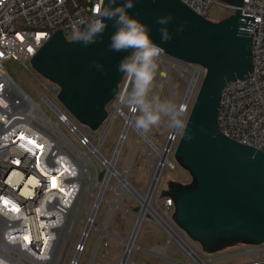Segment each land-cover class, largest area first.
<instances>
[{
  "label": "built area",
  "instance_id": "obj_1",
  "mask_svg": "<svg viewBox=\"0 0 264 264\" xmlns=\"http://www.w3.org/2000/svg\"><path fill=\"white\" fill-rule=\"evenodd\" d=\"M179 1L205 19L215 4H221L231 13L234 11L230 0ZM100 3L101 0H0V264H79L89 234L96 230V214L89 225L92 206L84 216L88 198L80 207L81 195L76 201L81 184L73 157L93 146L90 139L49 98L47 93L53 94L58 89L54 82L45 84L44 91L34 101L8 75L5 64L15 60L26 66L56 30L60 29L65 36L74 33L73 26L81 28V21L87 23L95 19L93 10ZM241 14L254 18V27L249 31L252 33V70L241 79L225 83L220 95L217 126L229 139L264 154V0H243ZM173 59L185 65L184 78L196 73L192 94L184 102V93L180 102L186 113L205 69L200 64ZM42 105L54 119L42 110ZM62 126L74 136L77 145L62 131ZM168 137L171 141L169 154L177 132ZM61 138L65 140L59 144ZM92 157L83 167L88 176ZM43 170H51L65 192L52 189ZM60 200L69 206L61 207ZM163 205L169 209L173 200L166 199ZM81 225L83 228L75 238ZM102 237L98 236L96 250ZM170 240L190 257L187 263L172 259L173 263L197 264L183 244L168 238V242ZM242 248L237 253L206 260L198 257L209 264L224 256L249 254L250 259L239 264H264V242ZM91 262L89 260L88 264Z\"/></svg>",
  "mask_w": 264,
  "mask_h": 264
},
{
  "label": "water",
  "instance_id": "obj_2",
  "mask_svg": "<svg viewBox=\"0 0 264 264\" xmlns=\"http://www.w3.org/2000/svg\"><path fill=\"white\" fill-rule=\"evenodd\" d=\"M230 2L234 11L218 23L197 15L179 0H133L134 7L127 13L150 27V38L163 53L205 69L175 152L192 181L182 184L167 174L158 197L173 200V219L202 245L218 236H235L246 244L259 245L264 242V154L229 139L217 126L225 83L252 70L249 31L254 18L241 14L243 0ZM123 3L117 0V6ZM169 15L172 21L165 27L173 38L162 43L157 19ZM106 23L103 36L87 47L56 30L29 60L37 72L58 86L62 105L91 127L105 117V107L123 74L117 67L130 54L109 49L115 28L113 21ZM180 25H184L183 32H177ZM83 27L81 24L80 29Z\"/></svg>",
  "mask_w": 264,
  "mask_h": 264
},
{
  "label": "rangeland",
  "instance_id": "obj_3",
  "mask_svg": "<svg viewBox=\"0 0 264 264\" xmlns=\"http://www.w3.org/2000/svg\"><path fill=\"white\" fill-rule=\"evenodd\" d=\"M224 2L225 0H218ZM231 11L224 8L221 4H215V6L210 10L207 15V19L218 23L229 17ZM66 39L72 40L75 37L74 33H67L65 35ZM164 55L168 56L164 53ZM6 71L8 75L13 79V81L26 93L31 99L37 101L39 98V93L43 90V86L48 82H51L47 78L43 77L39 72H37L30 64V62L24 66L22 63L9 60L5 64ZM164 68L163 63L158 60V69L156 73V78L153 82L152 94L155 93L159 95L162 99L169 98L172 99L177 105L180 104L186 89V82L182 77L179 69L170 65L168 70L169 81H161V72ZM189 68H191L189 66ZM201 79L198 81L197 87L193 92L191 97L190 106L184 115V120L186 122L188 114L195 98L197 89ZM127 83V84H126ZM126 86V87H125ZM125 87V89H124ZM131 82L127 77L122 74L120 81L116 87V93L113 98L105 107L106 115L103 118L101 124L96 127L86 126L81 123L74 115H72L59 101L57 95L60 93L58 88L53 94H48L49 98L62 110L69 118L78 125L80 131L87 136L93 146L99 147V153L105 157V159H110L114 153L116 144L122 133V128L125 122L124 114H133L130 109L120 103V95L126 89L130 90ZM119 113H117L114 118L113 114L116 111V106H119ZM43 111L47 112L44 105L41 106ZM51 119H54L49 112ZM111 120V121H110ZM110 125H108V123ZM62 131L71 139V141L77 145V141L73 135H71L63 126ZM172 129L169 128L167 120H165L160 126L151 129L149 132L144 133V135L152 142V146H149L145 141L139 140L137 143V132L134 129H130L125 136L120 154L115 162L114 169L116 173L125 174V178L129 184H131L137 192L145 194L152 175V167L154 164L159 163L161 156L160 151L164 150L168 145V136L173 134ZM181 132H177L176 140L174 141L170 153L168 154L169 164L165 165L163 172L160 176L159 182L155 188L153 197L150 201L151 206L156 209L161 217L165 219L166 222L172 226V228L180 235L184 241H186L191 248L200 256L202 259H210L211 257L219 255L234 254L243 249L245 243L240 241L234 243V245H228L226 249L215 251L214 253H209L202 249L200 243L193 240L192 237L180 227L176 221L173 219L172 215L175 211L174 203L172 207L166 209L163 202L169 199V196L158 197L168 174L171 180H178L182 184H188L192 181V176L187 169L182 167L175 158V152L177 150ZM167 157V156H166ZM92 166L89 169V178L85 182L84 186L92 192V196L81 194L79 207L88 198V203L85 208L84 216H87L91 210V206L94 203V197L99 195L98 182H100L105 173L106 167L104 162H102L97 157L91 158ZM174 166V169H172ZM118 179L116 177H111L109 179V186H117ZM104 192L101 193L100 206L98 208L95 219L94 226L96 228L103 227L106 230V235L102 237L100 241V246L95 249L96 242L98 240V232L91 230L89 237L86 241L85 251L80 257L79 264H88L91 260V264H115L117 260L122 256L124 251L123 241L129 238L132 232V214L137 211L139 203L133 195L126 192H121L115 198V192L111 188H104ZM115 199L116 205H112V201ZM171 199V198H170ZM99 202V203H100ZM96 203V200H95ZM111 203V204H110ZM146 219L142 221L139 228L135 244L137 248H133L129 256V261L126 264H174L172 259H175L182 263H187L190 261L185 252L177 245L173 240L168 242V235L163 230V228L152 220L151 215L146 213ZM82 225L77 230L75 238H78L80 231L82 230ZM104 241L107 243L105 245ZM164 255H159L150 252L154 247H165ZM71 250L69 254H71ZM250 259V255H233L224 256L219 260L211 261L209 264H239L247 262Z\"/></svg>",
  "mask_w": 264,
  "mask_h": 264
},
{
  "label": "clouds",
  "instance_id": "obj_4",
  "mask_svg": "<svg viewBox=\"0 0 264 264\" xmlns=\"http://www.w3.org/2000/svg\"><path fill=\"white\" fill-rule=\"evenodd\" d=\"M133 7V0H124L120 6H117V0H107L106 4L101 0L93 10L95 19L87 23L81 21L84 25L82 29L73 26L75 40L85 47L95 44L107 29L106 22L113 21L115 31L110 36L109 49L114 52L130 51L120 61L117 70L131 82L130 90L121 93L120 103L126 105L133 114L134 127L139 132L147 133L167 120L170 129L181 132L186 128L184 105H177L172 99H162L152 94L158 60L164 49L150 38L149 26L128 15L127 10ZM171 21V15L157 19V23L162 26L159 29L162 43L173 38L165 27ZM183 30L184 25H180L177 32ZM95 67L102 69L103 66L96 64ZM188 138L191 139V136Z\"/></svg>",
  "mask_w": 264,
  "mask_h": 264
},
{
  "label": "bare ground",
  "instance_id": "obj_5",
  "mask_svg": "<svg viewBox=\"0 0 264 264\" xmlns=\"http://www.w3.org/2000/svg\"><path fill=\"white\" fill-rule=\"evenodd\" d=\"M159 60L164 65V68L161 72L160 82L161 81H167V82L169 81L168 70H169L170 65L176 66L179 69L182 77L184 78L183 73L185 72V65L179 64L180 62H178L177 60H174L173 58H171L169 56L164 55V53L161 55ZM195 75H196V73H193L191 78H184L188 84V87H187L186 92H185L184 102L192 94V87H193ZM125 87H124V89H125ZM119 107H120V104H119V106H116V111L113 114V118L117 113L120 112ZM123 116H124L125 122H124V125L122 128V133H121V136L119 138L118 143L116 144L114 153L110 159H105V157H103L101 154H99V147L98 146H91V147H89L88 150L77 152V154H75V156H73L75 159V162L77 163V166H76L77 167V178L81 184L80 192L76 198V201L78 200V198L81 194H85V195L93 197L90 189H88L84 186L85 185L84 183L87 182L89 176L86 172H84L83 167L85 164H87L89 162L88 161L89 157L90 156L97 157L102 162H104V165L106 167V170H105V173L103 175L102 180L100 182H98V184H97L100 192H99V195L96 196V199L94 197V203L92 205L91 215L89 218V225H90V221L93 220V218L97 212L96 210H98L99 205L101 204L100 197H101V193L104 192L103 191L104 188H111L115 192V198L119 195V193L126 192V193L133 195L135 197V199L139 203V207H138L137 211L133 212V214H132L133 226H132L131 235L129 236V238H127L126 240L123 241L124 251L122 253V256L117 260V262L115 264H126L127 262H130L129 256L132 252V249L137 248V246L135 244L136 237H137V234H138V231H139V228L141 226L142 221H144V219H146V217H145L146 213H149V215H151V217H152V220L155 221L156 223H158L162 228H164L169 239L177 240L179 243L183 244V246L187 250H189L191 252V255H192L195 263H197V264L206 263V261L201 260L193 251H191V249L188 247L186 242H184L182 240V238H180V236L175 232V230L165 222V219L159 215V213L156 211L155 208H153L151 206V203H150V201L153 197L155 188L159 182L160 176L163 172V169H164L166 163L169 161L168 160V149H169V146L171 144V141L168 140L167 141L168 145L166 144L167 147L164 150L160 151L161 159H160L159 163L154 164L152 167V175H151L150 183H149L148 189H147L145 194H141V193L137 192V190L131 184L128 183V181L125 178V174L116 173V171L114 169V165H115V162L117 161L118 155L120 154V150H121L123 142L125 140V136L127 135L128 131L131 128L136 130V132H137V135H138L137 143L139 142V140H143L149 146H152V142H150L147 137L144 138V133L139 132L134 127V125L132 123V121H133L132 115L131 114H124ZM110 123L111 122H109L108 125H110ZM172 133H175V131L173 130ZM64 140H65L64 138L59 139L58 140L59 144L61 142H63ZM42 172L49 179L52 189H55V190L58 189L57 192L61 191L59 193L65 192L64 186L59 183L58 178L56 177L55 174L52 173L51 170H43ZM113 176L116 177L119 182H118L117 186L112 187V186H109V179ZM29 180L31 181L32 178H30ZM95 200H96V203H95ZM61 201L62 200H60V202ZM111 203L113 206L116 205L115 199ZM60 205L63 208H67L69 206V204L67 202H63V203L61 202ZM74 205H75V203L73 202L72 208L74 207ZM89 225L87 227H89ZM103 226L101 228H96V230L99 233L100 238L102 236L106 235V230ZM155 250H157L160 253V255H164L165 247L153 248L151 251H155ZM174 264H176V263H174Z\"/></svg>",
  "mask_w": 264,
  "mask_h": 264
},
{
  "label": "flooded vegetation",
  "instance_id": "obj_6",
  "mask_svg": "<svg viewBox=\"0 0 264 264\" xmlns=\"http://www.w3.org/2000/svg\"><path fill=\"white\" fill-rule=\"evenodd\" d=\"M238 241L244 243V241H242L240 238H237L235 236H228V237L218 236V237H214L212 240H210L206 244L202 245L200 243V245L206 251H215V250H218L222 246H225V245L226 246L234 245V243H236ZM245 245H248V244L245 243Z\"/></svg>",
  "mask_w": 264,
  "mask_h": 264
},
{
  "label": "crops",
  "instance_id": "obj_7",
  "mask_svg": "<svg viewBox=\"0 0 264 264\" xmlns=\"http://www.w3.org/2000/svg\"><path fill=\"white\" fill-rule=\"evenodd\" d=\"M154 248H159V247H154ZM165 248H166V246H165ZM150 252H152V253H156V254H160L157 250H155V251H151V250H150Z\"/></svg>",
  "mask_w": 264,
  "mask_h": 264
}]
</instances>
